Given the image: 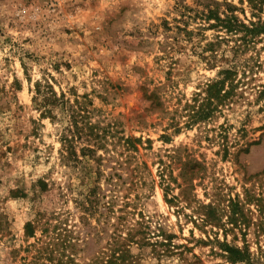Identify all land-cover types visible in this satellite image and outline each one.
<instances>
[{
  "label": "rangeland",
  "instance_id": "1",
  "mask_svg": "<svg viewBox=\"0 0 264 264\" xmlns=\"http://www.w3.org/2000/svg\"><path fill=\"white\" fill-rule=\"evenodd\" d=\"M227 3L256 22L246 0ZM223 4L0 0V264H106L132 237L122 264H264V36L208 28L203 13ZM228 67L242 95L219 108L207 87ZM37 81L88 97L107 130L100 162L61 156V118L33 108Z\"/></svg>",
  "mask_w": 264,
  "mask_h": 264
},
{
  "label": "trees",
  "instance_id": "2",
  "mask_svg": "<svg viewBox=\"0 0 264 264\" xmlns=\"http://www.w3.org/2000/svg\"><path fill=\"white\" fill-rule=\"evenodd\" d=\"M250 9L252 10V18L256 22H249L248 25L243 23L235 15L236 8L224 0L223 12H219V8L208 9L203 13V21L207 22L208 28L219 29L225 32L230 39L244 42L247 45L253 44L257 38L264 36V21L261 20L262 3L264 0H246ZM243 3V0H240ZM186 32V31H185ZM188 33V32H186ZM241 35L238 39L237 36ZM223 39H218L222 41ZM219 42L210 43L209 56L205 58L209 67H215L217 60V53L213 46ZM237 70L234 67L221 69L218 72V80L209 85L207 88V101H215V105L219 108L237 102L242 94L238 93ZM257 90V97L255 102H260L264 97V86H259ZM34 95L32 97V104L34 110L39 114V120L56 121L58 117L61 118L62 133L60 134V151L61 156L68 160L82 163L93 160L96 163L101 161V157H95L97 151L104 147L106 140L105 133L107 130L100 128L98 124L91 122V113L94 111L91 101L87 96L81 97V100L75 98L72 102L61 93L57 94L53 87L47 81H37L34 85ZM91 108V109H90ZM192 118L191 124L206 121L209 118L208 113L200 112L195 114ZM195 118V120L193 119ZM110 128V127H109ZM32 134L36 135V129L32 130ZM127 150L131 149L133 152L137 151V146L140 140L123 139ZM79 154V156L77 155ZM47 185L44 182L40 183V189L46 191ZM24 234L26 238L34 237V228L32 224H26L24 227ZM126 243L115 244L114 251L110 257V261L106 264H122L127 261L126 257L128 247L130 244H136L134 237L126 240ZM224 252L228 255L230 263L240 262L239 257L242 253L237 250L226 248ZM118 254V255H117ZM117 255V256H116Z\"/></svg>",
  "mask_w": 264,
  "mask_h": 264
}]
</instances>
